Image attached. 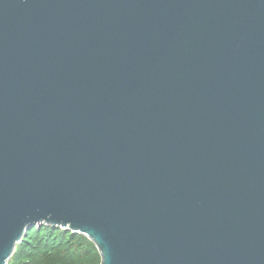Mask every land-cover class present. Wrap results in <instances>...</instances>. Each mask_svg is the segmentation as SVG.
I'll return each instance as SVG.
<instances>
[{"label": "water", "instance_id": "1", "mask_svg": "<svg viewBox=\"0 0 264 264\" xmlns=\"http://www.w3.org/2000/svg\"><path fill=\"white\" fill-rule=\"evenodd\" d=\"M34 226L264 264V0H0V264Z\"/></svg>", "mask_w": 264, "mask_h": 264}, {"label": "trees", "instance_id": "2", "mask_svg": "<svg viewBox=\"0 0 264 264\" xmlns=\"http://www.w3.org/2000/svg\"><path fill=\"white\" fill-rule=\"evenodd\" d=\"M8 264H100L85 236L51 226H34L16 246Z\"/></svg>", "mask_w": 264, "mask_h": 264}]
</instances>
